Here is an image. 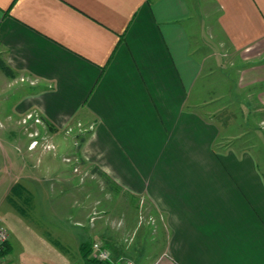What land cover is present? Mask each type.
<instances>
[{
  "label": "crops",
  "instance_id": "crops-1",
  "mask_svg": "<svg viewBox=\"0 0 264 264\" xmlns=\"http://www.w3.org/2000/svg\"><path fill=\"white\" fill-rule=\"evenodd\" d=\"M0 58L14 72L0 70V184L15 174L25 204L33 191L52 215L77 203L71 144L49 166L25 149L19 119L34 110L57 142L82 126L83 163L161 218L150 264H264V137H245L264 122V0H0ZM234 103L249 117L233 133Z\"/></svg>",
  "mask_w": 264,
  "mask_h": 264
},
{
  "label": "rangeland",
  "instance_id": "rangeland-1",
  "mask_svg": "<svg viewBox=\"0 0 264 264\" xmlns=\"http://www.w3.org/2000/svg\"><path fill=\"white\" fill-rule=\"evenodd\" d=\"M202 34L206 40L208 37L206 24ZM219 51L222 55L220 66L225 68L227 72L233 67V58L227 57L228 53H226L227 55L224 53L226 51L223 47H220ZM239 64L241 62L235 64L234 69L236 72L239 70L237 68ZM233 73L234 71L232 70L229 72L234 80ZM25 83L22 84V89L26 88L29 91ZM18 87L11 88L12 90L5 95L11 98L10 104L19 95L20 90H16ZM3 98L4 96L1 94L0 102L2 103L4 102ZM224 102L227 103L222 101L220 105H224ZM239 105L241 104L234 103L231 105L229 112H224L223 114H226L227 117L234 115V124L230 126L233 133L245 127L240 124L242 123L240 122V115L244 118L249 117L247 105ZM211 109L205 110V114L208 111H212ZM260 117L259 114L255 115L254 123ZM0 118L3 119V117ZM35 119L39 121L36 122ZM19 120V130L21 137L24 139L25 149L34 151L38 155L42 154L43 165L45 166L52 165V154L58 155L59 153L61 155L65 152H62L63 148L66 149L68 144H71L68 151L72 152L73 155L63 157V161L64 163H69L74 169L77 203L75 206H62L61 204L57 206L55 204L54 209L58 215H52L48 207L45 206L46 204H43L42 196H37L36 192L33 191L28 204H25L22 199L23 195L19 191H10V177L12 179H18V177L9 173L8 181H3L0 184V221L9 234V250L7 254L10 261L8 263L84 264L81 253L79 256L76 253L78 244L81 242L80 245H91L94 241H101L110 249L112 258H126L131 259L136 264H150L165 246L166 233L163 222L151 207L146 204L145 199L144 202H139V199L141 200L139 196L135 198L127 195L121 189L111 186L109 178L108 182L105 177L97 178L91 172L94 167L91 164L83 163L79 156V147L81 136L84 137L87 132H79L78 130L83 127L80 125L67 127L64 131L65 138L59 139L57 142V137L50 135L48 131L50 127L36 111H29ZM261 125H264V122L252 124V130L245 127L248 130L245 137H252L256 148L260 146V136L264 137V129ZM13 134L16 137V134ZM32 141H36L33 146H31ZM238 141L236 143L235 141L232 142L233 144L235 143V147H237ZM47 153H49V157L44 156ZM262 153L264 152H260L258 149L253 151L259 169L264 170ZM17 163L18 166L22 165V159H18ZM50 176L49 174L46 175V177ZM0 178H2V174ZM101 181L108 183L109 188L105 193L102 189ZM50 182L48 186H53V180ZM52 192V188L49 187L48 193L54 196ZM5 194H9V196L6 200H3ZM34 194H36L35 197ZM51 198L52 196H50V200ZM54 202L56 203L55 198ZM73 225L75 228H73Z\"/></svg>",
  "mask_w": 264,
  "mask_h": 264
},
{
  "label": "built area",
  "instance_id": "built-area-1",
  "mask_svg": "<svg viewBox=\"0 0 264 264\" xmlns=\"http://www.w3.org/2000/svg\"><path fill=\"white\" fill-rule=\"evenodd\" d=\"M38 122V119H35ZM36 144V141H32L31 146ZM9 241V234L6 228L0 221V264H10L7 260V245ZM89 257L98 264H136L131 259H117L113 260L110 249L101 241H94L90 245Z\"/></svg>",
  "mask_w": 264,
  "mask_h": 264
},
{
  "label": "trees",
  "instance_id": "trees-1",
  "mask_svg": "<svg viewBox=\"0 0 264 264\" xmlns=\"http://www.w3.org/2000/svg\"><path fill=\"white\" fill-rule=\"evenodd\" d=\"M0 70L6 76L14 77V72L9 68V66L6 65L4 60H2L1 58H0ZM92 171L98 173L99 175H103L101 170L98 169L97 167H94L92 169ZM80 251H81V257L84 260V264H98V262L94 261L93 259H91L89 257V255H90V245L82 244L81 247H80ZM105 264H109V263H105Z\"/></svg>",
  "mask_w": 264,
  "mask_h": 264
}]
</instances>
